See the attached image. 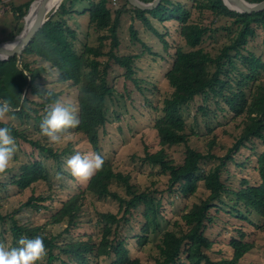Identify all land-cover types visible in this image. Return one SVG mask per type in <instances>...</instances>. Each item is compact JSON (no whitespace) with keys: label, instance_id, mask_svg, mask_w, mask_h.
Masks as SVG:
<instances>
[{"label":"trees","instance_id":"trees-1","mask_svg":"<svg viewBox=\"0 0 264 264\" xmlns=\"http://www.w3.org/2000/svg\"><path fill=\"white\" fill-rule=\"evenodd\" d=\"M33 1L36 0H27L18 7L9 3L17 21L26 16ZM123 1L125 4L114 9L116 0L113 5L112 0H61L24 49L21 69L16 56L0 60V99H10L16 109L15 120L0 123V127L10 128L16 144L13 160L6 172L0 174V190L7 192L6 195L9 190L14 191L16 196L30 191L20 205L0 212V243H9L10 249L19 246L21 237L40 236L46 249L43 264H242L240 260L255 248L247 239L249 233L229 241L232 249L229 260L214 262L208 254L213 244L208 231L227 225L220 218L221 214L245 226H254L252 217L264 219V81L260 79L264 76V62L247 50L256 29L264 31V11L238 13L229 9L223 0H160L156 8L143 11ZM78 4L86 8L77 9ZM86 13L88 28L85 38L81 39L78 25L70 27L69 22L78 21ZM205 15L211 17L208 25L203 24ZM122 18L131 20L127 31L132 44L143 47L139 54L114 53L121 44ZM136 21L159 40L161 53L170 54L171 60L162 77L163 86L171 92L153 108L156 117L152 128L160 149L154 153L146 150L142 159L143 164L157 167L159 175L167 177L166 189L162 191L140 190L131 183L129 174L115 171L99 137L109 122L106 103L113 90L106 78L111 65L123 69L124 77L132 80L136 60L161 54L151 52L143 44L134 27ZM172 23L177 26L174 44L165 39V34L171 31L158 32L173 27L169 25ZM88 31L95 34L94 46L88 44ZM220 32L225 34L226 42L214 54L202 47L206 39ZM19 33L20 30L11 33L9 39ZM213 42L218 44L219 40ZM103 58H107L104 63ZM196 98L202 101L197 111L204 118L209 117L207 108L214 104L212 114L216 115L218 110L234 120L241 119V132L222 157L210 154L213 143H209L210 152L206 155L188 145L190 135L196 133L187 132L183 110ZM57 100L70 105L77 115L79 125L72 131L83 136L87 147L84 149L104 159L102 170L93 175L83 189L65 199L57 198V188L49 179L46 164L41 161L50 160L62 176L63 157L76 153L71 144L62 150L54 149L40 134L45 110ZM217 126H221V122ZM207 132L212 131L207 129ZM251 140L262 146L252 170L255 181L249 183L248 179H243L238 187L229 188L222 181V172ZM23 145L29 147L27 153ZM181 145L185 147V156L181 165H175L167 159L165 149ZM209 159L217 164L205 171L202 164ZM43 181L46 189L36 195L34 186ZM115 184L124 192L113 191ZM200 184L205 197L199 200L198 207H184L173 221H166L164 196L186 200L196 194ZM87 196L112 201L116 209L98 212L94 223L90 217L87 219L88 226L97 233L65 241V236L81 224L79 220ZM4 197H0L3 198L0 208L11 201L10 195ZM24 210L48 217L42 224L15 220ZM62 226V230L52 231ZM127 230L134 232L133 236H128ZM130 238L136 240V245ZM151 244V262H142L138 252ZM130 245L136 252L133 256Z\"/></svg>","mask_w":264,"mask_h":264},{"label":"rangeland","instance_id":"rangeland-1","mask_svg":"<svg viewBox=\"0 0 264 264\" xmlns=\"http://www.w3.org/2000/svg\"><path fill=\"white\" fill-rule=\"evenodd\" d=\"M27 0H0V42L10 41L9 35L20 30L24 27V18L21 21H17L13 15L11 5L18 7ZM97 2V0H92ZM34 2V1H33ZM32 2V3H33ZM113 5V0H112ZM125 4L123 0H116V6L113 5L114 9L118 8L119 5ZM84 5H77V9H81ZM86 8V6H85ZM82 8V9H85ZM29 10V9H28ZM28 13V12H27ZM197 15L194 14L193 18L196 19ZM211 21V17L205 15L203 17V24L208 25ZM70 27H74L73 24H77L79 29V35L81 39L85 38L87 32L88 15H83L78 21L71 20ZM72 23V24H71ZM131 20L122 18L121 27V44L118 50L114 53L120 56L129 54H139L143 49L140 44L133 45L127 31ZM156 25V24H155ZM173 27H169L166 30L162 28L158 32L166 33L171 31L169 34H165L167 42L174 44L177 40V26L176 24H169ZM136 31H138V37L143 39V44L151 49V52L161 53L162 45L152 34L146 32L139 21L135 22L134 25ZM88 44L95 45V34L92 31ZM225 34L221 33L216 35L213 34L211 38L206 39L202 44V47L207 51L214 54L217 48H220L225 42ZM213 40H219L218 44ZM264 31L261 28H257L255 31V37L249 40L247 50L252 52L255 56H259L264 62ZM171 44V45H172ZM108 45L106 46V51ZM164 53V54H163ZM160 57L145 55L138 59L134 63V75L132 76L135 81L128 80L124 77V70L111 65V72L107 76L109 86L112 88V95L108 98L106 103L107 108V122L106 126L100 131L101 145L106 149L107 157L113 163L115 171H119L125 174H129L131 183L140 190L144 189H156L162 191L166 189V176L159 175V169L157 167H151L148 164H143L142 159L145 151L151 153L157 152L160 147L158 146L155 131L152 128L155 113L153 108L159 106L160 101L171 92L170 89H166L162 83V77L164 72L169 68L171 60L169 55L163 52ZM166 54V55H165ZM164 56V60H163ZM107 58H103L102 62ZM112 64V63H111ZM240 71L242 68L238 65ZM236 72V71H235ZM234 72V74H235ZM260 79L264 81V76ZM72 103V102H71ZM202 104L200 98H196L187 109L183 110V117L187 124V132H192L196 135H190L188 145L195 151H198L204 155L210 154L216 157H222L225 155L228 148H230L236 138L241 132V119H232L226 113H220L216 110V115L212 114L215 109L214 104H210L209 117L204 118L197 111L198 107ZM221 122V126H217V123ZM17 124V123H16ZM207 129H211V133L207 132ZM71 138L63 140L59 144H53L54 149L62 150L68 144L75 149L76 153L81 155H87L92 153L85 150L86 143L82 135L74 134L72 129ZM209 143H213V148L209 151ZM22 148L26 153L29 147L23 145ZM87 148V147H86ZM262 146L256 140H251L246 143V148H241L235 155L234 161L226 165L223 170L222 181L224 184L231 187H238L243 179H248L249 183L255 181V175L253 174V166L256 161V156L261 152ZM75 153V154H76ZM165 153L167 159L173 161L175 165H181L185 156V147L183 145L166 148ZM70 155L63 157V163L61 164L62 179L58 180L56 172V166L50 160H41L46 164L47 170L49 171V179L53 183L54 187L57 188V198L65 199L70 195L77 193L80 189H83L86 183H80L71 177L70 173L66 170V162L70 158ZM217 164V161L209 159L202 164L205 171L211 169ZM61 176V175H60ZM61 188L59 189V187ZM35 194L43 193L46 186L45 182H39L34 186ZM113 191L123 193L116 184L112 186ZM7 193V192H6ZM6 193L0 190L1 196H9L11 201L4 203L0 208L1 213H5L10 208L20 205L24 202L30 194V191L25 192L22 196L14 195V191ZM205 190L200 184L196 194L186 200L183 199H172V195H165L163 199V214L166 221H173L174 218L178 217L180 211L184 207H198L199 200L205 197ZM4 197V198H5ZM3 198H0L2 200ZM7 199V198H6ZM116 209V205L112 201L97 200L91 196H87L85 206L82 211L80 218L81 224L76 229L71 231L70 235L65 236V241L77 240L79 236H85L89 233H97L95 229L90 228L87 224V219L90 217L94 223L97 219V213L105 210ZM222 220L227 223L226 226L214 227L208 231L212 246L208 252L210 258L214 262H220L223 260H229L232 256V249L229 247V241L232 238H238L242 234H248V241L253 242L255 245L254 250L246 254L241 260L242 264H264L263 258V247H264V219H258L252 217V223L254 226H245L244 223L235 224L233 219H230L228 215H219ZM47 214H33L29 210L22 211L15 220L19 222L29 221L31 224H42ZM65 226V225H64ZM57 227L52 229L53 232L62 230L63 227ZM243 230L245 232H243ZM128 236H133L134 232L130 230L126 231ZM132 243L136 245V240L130 238ZM4 244L8 248L9 243ZM152 244L148 247L145 246L142 252H138V257L142 262H151L149 257L152 251ZM131 250V256L135 255V249L132 245L129 246ZM38 264H43L38 262Z\"/></svg>","mask_w":264,"mask_h":264},{"label":"clouds","instance_id":"clouds-1","mask_svg":"<svg viewBox=\"0 0 264 264\" xmlns=\"http://www.w3.org/2000/svg\"><path fill=\"white\" fill-rule=\"evenodd\" d=\"M21 100L23 96H19ZM15 107L10 99H0V123L15 120ZM79 125V119L70 105L61 103L59 100L48 106L40 124V134L48 139L50 144H59L63 140L71 138L70 129ZM16 152L14 138L10 134V128L0 127V174L6 172ZM104 165L102 156L96 153L81 155L76 153L66 162V170L76 181L87 183L93 175L101 171ZM63 177L59 174L57 179ZM19 246L6 248L0 244V264H38L46 256L43 238L21 237Z\"/></svg>","mask_w":264,"mask_h":264},{"label":"water","instance_id":"water-1","mask_svg":"<svg viewBox=\"0 0 264 264\" xmlns=\"http://www.w3.org/2000/svg\"><path fill=\"white\" fill-rule=\"evenodd\" d=\"M50 0H36L33 3L37 2V8L34 12L33 21L31 26L25 31L23 27L22 31L16 35L10 41L0 42V60H7L9 57L16 56L17 57V66L21 69V55L24 49L27 47L29 42L31 41L34 34L39 30V28L46 22L47 16L53 14L56 10H49V2ZM130 6L133 8H137L140 10H152L156 8L160 0H153L151 3H143L139 0H126ZM224 4L231 10L236 11L238 13H257L264 11V0L258 3H249L245 0H223ZM61 2V1H60ZM33 3L30 5L29 10ZM28 10V13H29ZM26 14V16L28 15ZM24 16V20L26 18Z\"/></svg>","mask_w":264,"mask_h":264},{"label":"bare ground","instance_id":"bare-ground-1","mask_svg":"<svg viewBox=\"0 0 264 264\" xmlns=\"http://www.w3.org/2000/svg\"><path fill=\"white\" fill-rule=\"evenodd\" d=\"M61 0H50L48 2L49 4V10L55 9L57 7V5L60 3ZM37 8V2L33 3V5L31 6L28 15L25 18V23H24V28L25 31L31 26L32 21H33V16H34V12Z\"/></svg>","mask_w":264,"mask_h":264},{"label":"built area","instance_id":"built-area-1","mask_svg":"<svg viewBox=\"0 0 264 264\" xmlns=\"http://www.w3.org/2000/svg\"><path fill=\"white\" fill-rule=\"evenodd\" d=\"M139 1L143 2V1H150V0H139ZM114 4H115V3H114Z\"/></svg>","mask_w":264,"mask_h":264}]
</instances>
